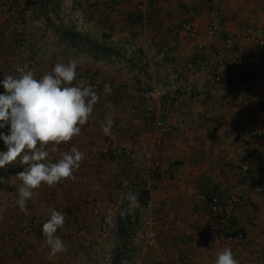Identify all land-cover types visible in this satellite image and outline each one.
Listing matches in <instances>:
<instances>
[{
	"label": "crops",
	"instance_id": "crops-1",
	"mask_svg": "<svg viewBox=\"0 0 264 264\" xmlns=\"http://www.w3.org/2000/svg\"><path fill=\"white\" fill-rule=\"evenodd\" d=\"M215 12L223 26L211 35ZM257 28L262 34L251 35ZM23 37L30 39L38 75L74 60L76 80L98 84L99 101L81 134L49 155L56 162L73 146L83 152L75 179L42 184L21 211L14 203L21 184L15 175L26 166L0 169V264H132L142 257L146 264H215L225 248L239 264H264V138L248 142L245 136L249 129L264 130V78L252 82L264 68V0H0V81L18 75L12 63ZM231 38L234 51L228 54ZM216 69L222 71L219 85L212 84ZM178 83L192 96L179 92L173 104H157L151 117L174 131L163 139L149 206L131 205L125 234L120 213L130 207L128 195L118 202L112 236L102 245L92 210H110L125 177L136 179L130 193L142 190L138 175L153 165L157 131L139 91ZM109 115L114 124L105 135ZM125 144L134 163L126 154L114 155ZM49 208L65 213L56 235L67 251L55 256L41 232ZM151 214L163 215L156 229L162 249H148L140 236ZM98 242L105 247L95 253L90 247L99 250Z\"/></svg>",
	"mask_w": 264,
	"mask_h": 264
},
{
	"label": "clouds",
	"instance_id": "clouds-1",
	"mask_svg": "<svg viewBox=\"0 0 264 264\" xmlns=\"http://www.w3.org/2000/svg\"><path fill=\"white\" fill-rule=\"evenodd\" d=\"M14 68L18 75H5L0 81L4 89L0 94V129L10 126L8 134L0 133L6 147L5 151H0V169L17 163L26 166L15 175L21 184L14 202L21 211H26V201L42 184L51 187L62 180L75 179L73 173L84 159V153L77 147L64 152L56 162L48 157L59 151L60 144L81 134L99 96L84 78L76 80L74 60L56 63L51 72L39 79L27 64L14 65ZM104 91L111 94V86L106 84ZM113 124L114 120L107 116L102 125L105 135H111ZM127 199L130 207L121 211L122 218L133 213L131 205L138 204L137 194L129 193ZM48 211L50 219L43 223L41 232L50 247V255L55 256L67 251L56 235L57 230L64 227L65 213L55 208ZM107 219L111 222V213ZM215 264L239 262L232 249L225 248L217 254Z\"/></svg>",
	"mask_w": 264,
	"mask_h": 264
},
{
	"label": "built area",
	"instance_id": "built-area-1",
	"mask_svg": "<svg viewBox=\"0 0 264 264\" xmlns=\"http://www.w3.org/2000/svg\"><path fill=\"white\" fill-rule=\"evenodd\" d=\"M10 5L13 9V14L15 15V17L19 18L20 17L19 8L16 5H14V2L13 3L10 2ZM213 17H214V21L210 26L209 30L211 35H217L222 30L223 19L221 15L218 14L217 12L213 13ZM184 27L188 32L192 30V26L190 24H186ZM262 32H263L262 28H257L253 30L250 34L261 35ZM234 44L235 43L233 38L228 39L224 48L225 49L224 52H227L228 54H233ZM24 64H27L29 68L35 72L37 79L42 77L38 75V65L31 51L29 37L21 38L19 43V59L18 61L12 63V67H14V65L23 66ZM189 69L195 71L196 67L194 65H190ZM261 78H264V68L260 72V76L257 78H253L252 82L258 83ZM221 82H222V71L220 69H216L212 77V84L219 85ZM89 85L92 86L95 92L99 90L98 84L91 83ZM179 92L184 93L188 97L192 96L193 93L191 90L183 87L181 83H178L177 86L174 88L165 85H159L154 88H144L140 91L139 94L140 98L146 105V111H147V116L149 118V122L153 125V127L156 128L157 131V141L150 155L153 159V165L150 167V169L147 172L143 173L140 176V179L138 181L142 185V189L148 191L149 193H151L153 189V185L156 184L158 180L160 163L163 157L161 151L163 139L174 131L172 125H169L163 122L162 120L153 121L151 117L155 113V108H156L155 106L157 104L163 102L166 104H173L177 99V94ZM245 136L248 142H254L258 139L264 138V130L249 129L245 132ZM140 142L144 150H147L149 148L148 143L144 138H141ZM122 154L128 155V157H130L131 160L136 159V155L133 153L132 147H130L129 145L125 144L124 146H121L114 150L115 156H120ZM121 188L124 192H133L135 190V185L129 180H125L122 183ZM95 215L97 216L100 222L99 228L102 233V236L106 238L109 232L108 220L106 219V216L98 210L95 211ZM162 220H163V215H158L157 217H155V219H153L152 221L146 224L145 226L146 228L143 231V236L147 241V246L151 250L162 249V247L159 244V235L156 230L158 223ZM237 238L243 240L244 236L240 234L238 235ZM141 262L147 263L146 259L144 258L141 259Z\"/></svg>",
	"mask_w": 264,
	"mask_h": 264
},
{
	"label": "rangeland",
	"instance_id": "rangeland-1",
	"mask_svg": "<svg viewBox=\"0 0 264 264\" xmlns=\"http://www.w3.org/2000/svg\"><path fill=\"white\" fill-rule=\"evenodd\" d=\"M146 88V87H145ZM141 91V90H140ZM139 91V92H140ZM140 94V93H139ZM130 161V163H134V161L136 160V159H132L131 160V158H128ZM143 174V173H142ZM139 177L141 176L140 174L138 175ZM125 180H129L130 182H132L135 186H136V184H135V180H132V179H128V178H124V179H122V180H120L119 182H118V190H117V192L114 194V196H113V198H112V200H111V203L112 204H114V205H108L107 207L108 208H110V210H108L107 211V209L105 210V211H102L101 209H99L98 207H94V209L92 210V215L94 216V217H97L96 215H95V211L96 210H98V211H100L102 214H104L105 216H106V219H107V217H108V214L109 213H111V222H108L109 223V232H108V236L105 238V237H103L102 236V233H101V231H100V228H99V237H100V240L102 241V242H104L102 245H104L105 244V242L108 240V238L110 237V235L112 236V225H113V221H114V219H113V215L115 214V213H119V211L120 210H117V208L118 207H122V205H118V202L120 203L122 200H125V198H126V196L128 195V193H130V192H124L123 190H122V188H121V186H122V183L125 181ZM137 181H139V180H137ZM136 181V182H137ZM62 182H63V184L65 183V181L64 180H62ZM136 188V187H135ZM116 204V205H115ZM139 207H141V208H143L141 205H138ZM118 215V214H117ZM150 215V214H149ZM157 214H155L154 216H152V214H151V217L149 216V217H146V219L143 221V223H142V227H143V231H144V229L146 228L145 226H146V224L148 223V222H150V221H152L153 219H155V217H157L156 216ZM108 220V219H107ZM140 236H142L143 238H144V236H143V232H142V234L140 235ZM145 240V239H144ZM100 242V241H99ZM99 242L97 243V245L99 244ZM147 243V242H146ZM97 247H100V249L98 250V248L97 249H95V248H93V247H90V249H92L93 251H95V253L96 252H98V251H101L102 249H104L103 247H105V246H97ZM102 248V249H101ZM149 249V248H148ZM151 250V249H150ZM143 258V257H142ZM142 258H140L139 259V261L137 260H134V263L132 262V264H146V263H144V262H141V259ZM144 259H146L145 257H144Z\"/></svg>",
	"mask_w": 264,
	"mask_h": 264
},
{
	"label": "trees",
	"instance_id": "trees-1",
	"mask_svg": "<svg viewBox=\"0 0 264 264\" xmlns=\"http://www.w3.org/2000/svg\"><path fill=\"white\" fill-rule=\"evenodd\" d=\"M133 194H137L138 195V203L143 206L146 207L149 202H150V193L148 191H145L144 189L134 192ZM126 209V208H125ZM130 215H128L126 218H123V222L121 223L122 225H125V229L121 228V232L125 234H127L131 228V222H130Z\"/></svg>",
	"mask_w": 264,
	"mask_h": 264
}]
</instances>
